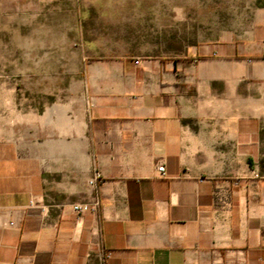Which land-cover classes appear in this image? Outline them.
<instances>
[{
    "label": "crops",
    "instance_id": "0c3cea01",
    "mask_svg": "<svg viewBox=\"0 0 264 264\" xmlns=\"http://www.w3.org/2000/svg\"><path fill=\"white\" fill-rule=\"evenodd\" d=\"M231 28L40 111L0 87V264H264V5Z\"/></svg>",
    "mask_w": 264,
    "mask_h": 264
},
{
    "label": "rangeland",
    "instance_id": "374dc122",
    "mask_svg": "<svg viewBox=\"0 0 264 264\" xmlns=\"http://www.w3.org/2000/svg\"><path fill=\"white\" fill-rule=\"evenodd\" d=\"M264 0H2L0 87L21 106L70 98L97 58H172ZM12 90V93H10Z\"/></svg>",
    "mask_w": 264,
    "mask_h": 264
},
{
    "label": "built area",
    "instance_id": "2783aa9c",
    "mask_svg": "<svg viewBox=\"0 0 264 264\" xmlns=\"http://www.w3.org/2000/svg\"><path fill=\"white\" fill-rule=\"evenodd\" d=\"M157 171L161 176H165L166 173L165 165L163 163L160 164L157 167ZM99 180H100V175L96 174L94 178L91 181H89V185L91 187H96L98 185ZM99 208H100V200L97 197L91 203H81V204L72 205L73 211L79 216H82L83 214L88 212H93V213L98 212Z\"/></svg>",
    "mask_w": 264,
    "mask_h": 264
}]
</instances>
